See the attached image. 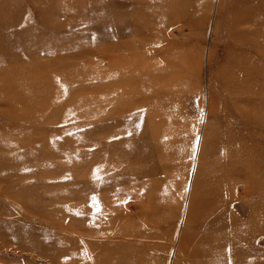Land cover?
I'll return each mask as SVG.
<instances>
[{"label":"rangeland","instance_id":"1","mask_svg":"<svg viewBox=\"0 0 264 264\" xmlns=\"http://www.w3.org/2000/svg\"><path fill=\"white\" fill-rule=\"evenodd\" d=\"M200 236L264 264V0H0V264Z\"/></svg>","mask_w":264,"mask_h":264},{"label":"bare ground","instance_id":"2","mask_svg":"<svg viewBox=\"0 0 264 264\" xmlns=\"http://www.w3.org/2000/svg\"><path fill=\"white\" fill-rule=\"evenodd\" d=\"M109 100V99H108ZM162 115V114H161ZM159 115V116H161ZM156 116V115H155ZM157 118V117H156ZM162 131V130H161ZM162 133V132H161ZM164 133V132H163ZM163 143V142H162ZM230 168V167H229ZM233 225V224H231ZM76 228V227H75ZM79 228V227H78ZM231 229V228H229ZM193 238V237H192ZM198 240V248H197V254H193L195 255L194 258H192V261L190 264H230V261H226V262H221L223 260L218 259V257H214L213 255H208V253L205 251L206 247H208V249H212V250H216L215 248H218L221 244L220 242L216 239V238H210L208 240L203 239V237L200 236V238H197ZM201 239H203V241L201 242ZM82 240V239H81ZM84 240V239H83ZM86 240V239H85ZM80 242V241H79ZM85 243V242H82ZM83 245V244H82ZM87 245V244H85ZM203 249V251H202ZM199 250L201 251V254H199ZM192 252V251H191ZM193 253V252H192ZM86 254V253H85ZM88 256V254H87ZM104 256V255H103ZM191 257V255H190ZM190 261V260H189Z\"/></svg>","mask_w":264,"mask_h":264}]
</instances>
